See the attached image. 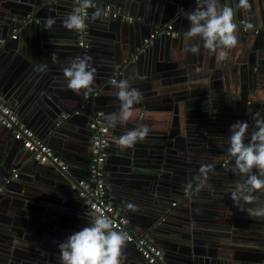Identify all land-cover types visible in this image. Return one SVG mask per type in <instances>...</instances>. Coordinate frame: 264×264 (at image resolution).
<instances>
[{"label":"water","instance_id":"95a60500","mask_svg":"<svg viewBox=\"0 0 264 264\" xmlns=\"http://www.w3.org/2000/svg\"><path fill=\"white\" fill-rule=\"evenodd\" d=\"M221 1H224V5L234 8L237 38L243 37L247 45L243 47V64L229 69L227 66L225 69H215V72L214 68L210 67V72L207 73L208 78H211L208 85L200 84L199 92H193V97L197 94L198 102L187 104L186 101L190 98L179 92L181 87L174 86L173 81L158 80V76H153L156 73L150 74L151 65L150 69L144 71L145 76L140 79H130V75L133 68L140 66L141 56L142 58L148 57L150 51L152 53L149 60H160L164 63L174 59L175 52L179 51L174 46L176 40L174 36L177 33L183 34L185 30H182L181 24L186 22L187 14L192 8L198 6L199 1L92 0L93 6L89 7L85 20L87 27L85 39L91 46L92 68L96 69L94 83L91 87L92 90L98 91V95L93 97L94 102L91 106L82 110L80 114H74L76 117L67 113L74 111L84 100L87 90L81 89L78 94L71 91L67 87L68 79L64 76L63 69L69 67L71 61L79 55V35L77 30L65 28L56 14L60 9H66L69 14L77 5L73 0H13L3 4L8 7L9 11L7 17L0 21V40H7L8 35L13 31L17 33L16 36L19 39L12 43H8V40L6 44L0 42V57L4 51H7V57L12 55L10 60L0 58V95L15 107L24 125L31 127L65 159L67 152L62 147L75 150L82 155V150L78 145L81 144L84 147L86 144L84 154L87 155L92 135L91 130L88 129L90 120L88 117L93 111L103 110L107 117L112 114L111 108L114 104L111 103L113 101L119 103L115 106L116 108H113V112L119 110L120 101L115 94L118 89L113 86L112 79L116 81L128 79L130 86L141 92L143 99L133 105L135 110L141 111L140 122L134 119L130 127L127 125H122V127L126 132L142 125L151 129L144 140L138 141L131 148L122 150L116 141L124 133L116 130L118 123L113 127L109 126L106 179L111 194L110 200L128 218L129 231L135 235L147 233L149 239L159 244L164 250V264H207L210 259H213L216 264L217 260L221 261L219 255L215 253L218 237L212 236L217 232L203 233L198 228L205 221H209L208 218L211 215L219 213L215 206L223 203L220 198L214 196L218 194L231 196L235 185L243 183L247 178L246 174L240 173L238 169H234L235 167L232 168L234 171L230 170L229 160L233 158L228 152L230 126L237 121H247L249 127L246 136L257 131L255 126L257 113L260 119H264V0H249L251 7L248 10L236 9L238 0ZM106 5H110L112 10L108 15H105L104 11ZM97 10L101 12V16L96 18L99 23L98 27L104 34L111 32L119 22L140 28V33L134 27V30L130 29L132 44L125 43L123 48L117 44L113 50L108 52L99 51L96 48L95 25L91 22L93 13ZM115 11L119 12L117 17H113ZM129 15L132 19L124 20V17ZM48 17L55 19V24L50 29L45 28V21ZM242 20L249 23L250 26L247 29H244ZM169 23L173 27L171 35L162 34L152 43H144V39L149 38L156 28H162ZM57 37L63 38L66 44L53 47L52 44L58 41ZM163 40L166 42V49L160 46ZM135 49L140 50L139 59L136 64H132L127 58L136 51ZM178 64H181V61ZM235 67H238L237 70ZM156 69L166 71L163 70L162 65ZM239 69L240 79L235 78ZM105 84L107 90L110 88L113 91L111 96L109 94L105 96V93L111 92L103 91L106 88ZM152 88L158 92L150 91ZM62 89L66 93L71 91L66 95H69V99L73 101L71 102L73 103L72 108L63 105L65 97H60L64 92ZM161 91L162 94L159 95ZM70 95L75 98L71 99ZM153 95H159L158 100L152 101ZM111 99L114 100L111 101ZM152 105H157L158 109L155 110L163 114L162 120L158 123L160 127L154 126V121H148L146 118ZM181 106L184 107L182 110ZM196 107L204 112L203 116H197L198 119H203L200 120L201 126L204 125L205 128L209 126L207 140H211L212 136H218L213 142L214 148L221 146L227 156V158L218 157L221 160L212 169L211 172L214 174L208 173L211 176L207 174L206 180L203 177L201 180L196 179L201 175L197 168L199 162H196L201 158L196 155L205 152L200 150L203 147L200 142L205 134L200 128L190 129L188 132V115ZM82 113L84 116L88 115L86 120L82 121L85 122V126L76 120L79 115L82 117ZM184 118L186 128L183 127ZM2 132L14 141L12 144L8 143L9 146L5 148L6 152L9 151V158L4 164L6 178L0 183V196H6L4 201L10 209L14 210V213L2 219L0 225L11 231L13 235L17 233L15 237L17 241L13 243V252H10V246H7L8 241L12 239L10 236L9 240H6L7 250L3 253L15 260L18 259L14 257L17 255V248L22 249L30 241H41L42 244H52L54 247L49 254L44 256L45 259L51 260V264H61L58 244L75 231L89 226L93 217L86 203L78 196V181L88 174L90 156L87 155V159L81 157L78 159L77 154L71 153L77 163L63 158L67 161L66 169H62L56 163L42 164L34 159L18 140H15L12 130L0 125V134ZM219 133L225 134L226 137H220ZM1 142L5 144L4 140ZM249 142H251V137L245 141V143ZM80 163L83 169L78 172L77 168ZM14 169L18 170L17 178L11 177ZM227 174L236 179L235 185H227L231 182L226 179ZM31 181L34 183H30ZM117 183L124 188L135 189L139 195L119 192L116 187ZM43 189H47L52 195V198H48L50 203L46 207L45 216H42L39 210H31L26 206L29 193L33 194ZM62 189L71 196L70 202L66 198L67 202L63 203L59 196L54 195L59 190L62 193ZM224 189L226 192L221 191ZM197 195H201L204 205L211 210L201 207L195 201ZM253 195L257 197V202L245 203V208L256 207L264 203V190H258ZM173 198L178 199L182 206L177 211L169 208V203ZM125 200L134 202L138 210H129L126 204L131 202L124 203ZM229 215L234 217L232 212ZM244 218L250 223H252L251 219H260V217L249 215H245ZM138 222L142 225V230L136 227ZM33 225L40 227L41 230L33 229ZM229 225L236 224L230 222ZM239 226L240 224L236 225L233 231H236V227ZM65 231L66 234H64ZM262 240L260 242L264 244V238ZM130 248L141 256L132 244L126 242V247H124L126 254L131 252ZM222 251L220 255L225 254L226 256V251L221 253ZM263 256L264 248L250 263H242L241 261L244 260L237 258L239 260L237 264L240 262L253 264V261ZM140 258L144 264H148L142 256ZM127 259H130L128 255ZM135 261L137 260L129 261L128 264H143ZM16 264L19 262L16 261ZM22 264L26 263L23 261Z\"/></svg>","mask_w":264,"mask_h":264},{"label":"crops","instance_id":"0c3cea01","mask_svg":"<svg viewBox=\"0 0 264 264\" xmlns=\"http://www.w3.org/2000/svg\"><path fill=\"white\" fill-rule=\"evenodd\" d=\"M9 1H13V0H0V21L3 20V18L7 17V13L9 10H8V7H5V5H3V4H5ZM219 4L221 6H223L224 1L222 2L221 0H219ZM196 7L192 8L190 12H192ZM67 14L68 13H67L66 9H60L57 11L56 17L60 19V22L61 21L63 22L67 16ZM124 20H125V18H124ZM127 21H130V20H127ZM91 22L95 25L94 26V28H95L94 30H96L95 31V37L97 38L95 40L96 44H97L96 48L99 51L108 52L109 50H113L117 44L122 46V48L125 46V43H128V45L132 44L130 29H133L134 26L125 25L124 22H119L116 24L117 25V26H115L116 28L113 26L114 28L111 30V32L104 34V33H102V31L99 30L100 29L98 27L99 23H98V20L96 18H93V16H92ZM181 27H182L183 31L185 30L183 32V34L177 33L176 36H174V39H176L174 46L177 47L179 50L178 53L175 52L174 59L169 60L168 62L165 61L164 63L161 62L160 60H149L151 57V53H152L150 51V54L148 57L142 58V56H141L142 62L140 64V66L133 68V71L130 75V77H131L130 79H135V78L140 79V78L144 77L145 76L144 71H146L147 69H150V65H151L152 69H150V74L156 73V75H153V76H155V77L158 76L157 79L161 80V81H165V80H166V82L173 81L174 86H176L177 88L181 87L179 92L183 96L190 98L189 100L186 101L187 104H190V102H192V103L198 102V99H197L198 96L196 94V96L193 97V92L194 91L199 92L200 84L202 86H204L205 84L209 83L211 78L210 77L208 78L207 73L210 72V67H213L214 72H215V69L216 70L217 69H223V68L225 69L226 66L228 67V69L230 67L240 66L241 64H243L242 63L243 50L245 47H247V45H246L245 41H243V37L239 36L237 46L228 50V55H227V58L225 60H219L217 54H210L208 52V50H206L203 47V41L199 37L194 38L191 42L189 41L188 38H186L185 34L189 29V21L188 20H186V22H184V24H181ZM134 29H137V31L139 33L141 31L140 28L134 27ZM16 34L17 33L15 31H13L10 35H8L7 40H4V39H2L3 41L0 40L1 44H6V42L8 40H9L8 43H12L14 40L19 39V37H17V36H16V38L12 37L13 35H16ZM57 40H58L57 42L52 44L53 47L63 46L66 44V43H64L63 38L57 37ZM165 43H166L165 40H163V43L160 44V46H162L163 49L167 48ZM190 43H200L201 47H200L199 54H193V53L188 51ZM249 43H250V41H249ZM72 45H74V44H72ZM131 47L133 48L134 44ZM139 52H140V50H136L133 53H131L130 55H128V58H127L128 62H130L132 64H136L138 62L137 59H139ZM7 56H8L7 51H4V54L1 55L0 58H1V60H8L9 58H11L12 55H9V57H7ZM17 60H19V58ZM180 61H181V64H178ZM0 63H1V61H0ZM159 65H162L163 70H166V71H163V72L158 71L156 69V67H158ZM237 68L238 67H235V70H237ZM239 73H241L240 69L237 71L235 78L240 79ZM64 82H65V79H64ZM207 85H205V86H207ZM105 87L106 88L103 89V91H111L110 88H109V90H107L106 84H105ZM62 91H64V92L62 95H60V97H65L63 99V105L66 106L67 108H72L73 103H71V102H73V101H71L69 99V95L67 96L66 94H68L69 92H71L73 90H71V91L69 90L68 93H66L64 89H62ZM150 91L158 92L155 88L150 89ZM112 92L113 91L105 93L106 94L105 96L107 97L108 94H109V96H111ZM161 94H162V91L160 92L159 95H161ZM159 95H153L151 97V100L152 101L158 100ZM70 98L74 99L75 96L70 95ZM113 100L114 99H111V101H113ZM7 102L9 103V101H7ZM111 104H114L111 108V113H114L113 108H116L115 106L119 105V103L113 101ZM183 108L184 107L181 106L180 109L182 110ZM155 109H158V106L152 105L150 108L149 114L146 118L148 121L153 120L154 126H158L159 121L162 120L163 114L161 111H158ZM143 110H145V109H143ZM132 112H133L132 118L127 122V124H124V125H127V127H130L133 124L132 121L134 119H138V121L140 122V118H142L141 111H139L138 109L135 110L134 108H132ZM67 114H70V115L76 117L74 115L75 114L74 111H71L70 113L68 112ZM81 115H82V117L79 115L76 118V120L80 121V124L85 126V122H82V121L86 120L88 115L86 114L84 116V113H82ZM203 115H204V112L201 111V108H197V107L195 108V110H191L190 114L188 115V126H189L188 132L190 129H194V128L199 129L200 128V130H202L205 134L204 139L202 138V135L200 137V140L202 138V141L200 143L203 145V147L200 150H204L205 152L200 153V155H196V157L201 158L198 161H196V162H199V166L197 167L198 170H200L201 166H207V165H211L212 169L215 168L217 162L219 163V160H221V159H218L219 156H221V157L225 156V158H227L226 153H224L225 151L221 146L214 148L213 142L216 141L215 139L218 136H212V137H210L211 140H207L206 135L208 134L209 126L207 125L206 128L204 127V125L201 126L200 120H203V119L197 118V116H203ZM88 118H90V115ZM183 124H184L183 127L186 128L185 118H184ZM88 127H89V121H88ZM158 127H160V125ZM84 129L87 131L86 128H84ZM116 130L118 132H123V133L126 132L123 129L121 124H119V126ZM3 133L4 132H2L0 134V183L4 180V178H6L5 177V173H6L5 169L6 168H5L4 164H5V160L7 161L9 158V153H8L9 151L6 152L5 148L7 146H9L8 143L12 144L14 141L9 136H7L6 133L5 134H3ZM219 135H220V137H226L225 134L219 133ZM1 140H4L5 144L3 142H1ZM209 142H212V143L209 145L208 144ZM78 146L82 150V155H80L81 153H77L75 150H70L68 148L62 147V149L67 152L66 155L64 153H63V155L66 156V159L68 161L77 163L75 157L72 156L71 153L77 154L78 159H79V157H81L82 159H87V155L90 156V146L89 145H88L87 155L84 154V153H86V150H85L87 148L86 144H84V147H82L81 144H79ZM59 149L61 150V145H60ZM62 158H64V157L62 156ZM214 159H215V161H214ZM229 161H230V167H231L230 170L234 171V169H235L234 168L235 158L233 157ZM80 166L77 168L78 172L83 169L82 168L83 165L81 163H80ZM221 166L222 165H220V167ZM232 168H234V169H232ZM211 171H209L208 173L213 175L214 172H211ZM252 171H253V173H255L258 176L261 175L260 171L256 168H254ZM209 174H208V176H211ZM215 175H217V174H215ZM222 176H225V175H222ZM226 177H227L226 178L227 180L231 181L227 185H235L236 184V182H235L236 179L231 178L229 176V174H227ZM30 183L33 184L34 182L31 181ZM43 184L44 183H42V185ZM44 186H46V185H44ZM116 187L118 188L119 192L139 195L135 189L131 190V189L124 188L119 183L116 184ZM27 188H29V187H27ZM60 191L61 190H59L58 192H55L54 195L59 196V198H61L63 203H66L67 200H68V202H70V200L72 199L71 196H69L67 193L63 192V189H62V193ZM221 191L226 192L225 189L221 190ZM108 192H109V197H110L111 194H110L109 187H108ZM40 195H42V196L40 197ZM43 195H46V196H43ZM216 196L218 198H220L222 201L221 203H223V204H218L215 206V208L217 210H219V213H217L215 215H211L210 218H208L209 221H205V223H202L201 227L198 228V230L203 232V233H205L207 231L209 233H211V231L217 232V234H215V235L211 234L214 237H218V239H217L218 244L216 246L215 253L219 255V258L221 259V261L217 260L216 264H237L239 262L238 259L244 260V261H241L242 263L243 262H249L250 263L253 258H257L258 253L263 251V248H264V244H261V242H260V241H263L262 239L264 238L263 237V234H264V219H263V217H260V219H258V218L251 219L252 223H250L249 221H246V219L244 218L245 215H248L247 212L240 211V209L234 205V202L231 199V196H227L225 194H218V195H215L214 197L216 198ZM5 197L6 196H2V195L0 196V222L2 221V219L6 218L8 215H11L14 213V210L10 209L8 207V205H6V203L4 201ZM1 198H3V200ZM48 198H52V195L49 193V191L47 189L37 191L33 194L29 193V197L26 200V206L31 210H39V212L42 214V216H45L44 214H45V210L47 209L46 207H48V204L50 203V201H48ZM66 198H67V200H66ZM195 201H197L201 207L208 209L204 205L201 195H197ZM123 202L126 203V202H131V201L125 200ZM173 202H176V205H173ZM131 204L136 205L134 202H131ZM169 204H170L169 208L172 209V211H177L179 208L182 207L180 205V201L176 198H173ZM241 204H242V202H241ZM185 207H187V206H185ZM195 207L197 208L196 205H195ZM243 207L245 208V203H243ZM62 208H63V206H62ZM68 209H70V208H68ZM208 210H211V209H208ZM231 212L234 214V217H231L229 215ZM42 221L46 222V220H42ZM140 221H143V220H140ZM230 222H233L237 226H238V224H240L239 227H236V231H233L234 230L233 228L236 225L231 226V225H229ZM72 225H74V224H72ZM141 226L142 225H140L139 222H138V225H136V227L139 228V230H142ZM42 227L44 228L43 224H42ZM32 228L33 229L36 228L37 230L38 229L41 230L40 227H36L35 225H33ZM62 228L68 229L64 226H62ZM130 230H133V229L130 228ZM61 233H63V232H61ZM227 233H229L228 236H227ZM32 234L34 235L33 232H32ZM64 234H66V231L64 232ZM64 234H63V236H64ZM141 234L147 235V233H141ZM10 236L12 238L11 240H9ZM16 236H17V233H15L13 235L11 231H9L5 227L3 228V226L0 225V264H16V261L19 262V264H22L23 261L26 264L27 263H34V262L36 264H38L39 262L40 263L42 262L43 264H51V260L45 259L44 256L49 254L51 252V249L54 247H52V244H49V245L42 244L41 241H38V242L30 241V242L26 243L22 249H21V247L17 248V251H16L17 255H14V257H17L18 259L13 260L10 257V255L5 256L3 251L7 250V248L5 247V245L7 243L6 240L7 239L9 240L7 243V246L8 245L10 246V252H13V249H14L13 243H15L17 241V240H15ZM152 242H154V241H152ZM157 245H159V244H157ZM130 251H131L130 253L126 254L124 248L122 249V264L125 262L128 264L129 261L133 262L135 259L137 260L135 262L144 264L143 260L140 258L141 256L135 250L130 248ZM220 251H222L221 253L226 251V256H225V254L220 255ZM127 255L130 258L129 260L127 259ZM172 260L175 261L174 259H172ZM241 262H240V264H242ZM253 262H254L253 264L264 263V256L261 259L255 260ZM207 264H214L213 259H210V261H208Z\"/></svg>","mask_w":264,"mask_h":264},{"label":"clouds","instance_id":"9594fccd","mask_svg":"<svg viewBox=\"0 0 264 264\" xmlns=\"http://www.w3.org/2000/svg\"><path fill=\"white\" fill-rule=\"evenodd\" d=\"M79 7L67 14L63 21L64 27L69 30H83L85 28L86 10L92 7V0H78ZM249 0H238L236 9L248 10ZM234 8L228 5L221 6L219 0H199L198 6L187 14L189 29L186 38L191 42L199 37L203 47L210 54H217L219 60H225L228 50L238 44L236 35L237 25L234 22ZM101 16L100 10L93 13V18ZM55 24L53 17L46 18L45 28L50 29ZM200 43H190L188 51L199 54ZM68 79L67 87L77 94L81 89L92 91L96 69L92 68L87 58H77L71 61L70 66L63 69ZM113 86L118 89L115 93L120 101L118 112L105 117L108 126L117 123L124 125L132 118L133 105L139 103L143 97L141 92L130 86L128 79L114 80ZM255 126L257 131L252 134L251 142L245 143V134L249 127L247 121H237L230 126L228 152L235 158V169L246 174L243 183H237L231 192V199L240 211H245L250 217H264V203L256 207L244 208L241 201L247 204L257 202L253 193L264 190V119L256 114ZM150 129L147 126L125 132L116 141L123 150L131 148L138 141L144 140ZM256 168L261 175L253 173ZM212 170L211 165L201 166L197 180L207 179ZM202 183V182H201ZM129 210L137 211V206L127 203ZM127 236L122 231L114 229L112 221L103 214L92 217L89 226L83 227L68 236L58 244L61 264H122V249L126 246Z\"/></svg>","mask_w":264,"mask_h":264},{"label":"built area","instance_id":"2783aa9c","mask_svg":"<svg viewBox=\"0 0 264 264\" xmlns=\"http://www.w3.org/2000/svg\"><path fill=\"white\" fill-rule=\"evenodd\" d=\"M77 5L75 9L79 7L78 0H73ZM105 15L110 14L111 7L106 5ZM89 8L86 10V16L88 15ZM119 15L118 11L113 12V17ZM126 20H131L130 16L124 17ZM244 29H247L250 25L247 21L242 20ZM86 24L83 30H77L79 35L80 52L77 58H87L91 67H93V61L91 56L90 43L85 39L86 36ZM171 23L165 25L162 28H156L149 38L144 39V43H152L159 35L172 34ZM12 37L16 38V35ZM3 41V40H2ZM76 58V59H77ZM114 81V79H112ZM98 95L97 90H92L85 94V98L74 110L75 114H80L82 110H85L91 106L94 102L93 97ZM105 114L103 110L93 111L90 115L89 129L92 132L90 138V163L88 174L82 177L78 181V196L86 203L93 217L97 214H103L107 216L113 223L114 229L122 231L126 234V242L132 244L141 254L143 259L148 264H164V250L152 242L147 235H135L131 233L128 228V218L113 204L109 197L108 184L106 179L105 165L109 156L108 152V133L109 126L105 121ZM0 125L12 130L15 140L21 143V146L32 155V157L38 160L42 164H58L62 169H66L67 163L64 161L61 155H59L43 138L39 137L37 133L31 128L24 125L19 118L16 109L10 105L0 95ZM252 138V134L245 136V141ZM18 170H13V177L17 178ZM176 205V202H173ZM264 264V263H261Z\"/></svg>","mask_w":264,"mask_h":264},{"label":"flooded vegetation","instance_id":"af4514ba","mask_svg":"<svg viewBox=\"0 0 264 264\" xmlns=\"http://www.w3.org/2000/svg\"><path fill=\"white\" fill-rule=\"evenodd\" d=\"M195 1H199V0H195ZM204 130V129H203ZM208 135H209V133H208ZM11 177H13V173H11Z\"/></svg>","mask_w":264,"mask_h":264}]
</instances>
